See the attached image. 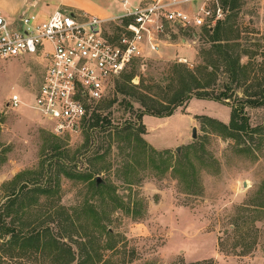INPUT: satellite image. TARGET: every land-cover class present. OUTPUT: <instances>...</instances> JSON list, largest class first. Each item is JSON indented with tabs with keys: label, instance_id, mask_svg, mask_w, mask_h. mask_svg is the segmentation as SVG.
Wrapping results in <instances>:
<instances>
[{
	"label": "rangeland",
	"instance_id": "374dc122",
	"mask_svg": "<svg viewBox=\"0 0 264 264\" xmlns=\"http://www.w3.org/2000/svg\"><path fill=\"white\" fill-rule=\"evenodd\" d=\"M67 1H74L62 5L69 11L83 12L95 2L113 15L124 3ZM44 3L45 9L28 12L43 19L58 1ZM225 9L222 37L240 57L243 76L232 84L219 68L214 87L230 99L193 98L172 118L152 117L147 125L137 119L142 107L136 97L161 102L169 97L174 65H203L202 52L211 46L207 29L170 31L158 53L133 63L113 83L97 110L100 126L88 128L89 118L71 135L53 134L33 107L40 60L0 62V211L20 193L5 223L16 232L24 226V232L62 238L75 254L71 264L85 254L91 258L85 264H264V0H238L237 8ZM126 76H133L130 84ZM12 95L22 102L18 108L8 106ZM246 98L261 105L245 108L248 129L236 140L208 122L211 115L223 123L226 109ZM2 241L0 264H65L49 245L25 254L3 248Z\"/></svg>",
	"mask_w": 264,
	"mask_h": 264
},
{
	"label": "built area",
	"instance_id": "2783aa9c",
	"mask_svg": "<svg viewBox=\"0 0 264 264\" xmlns=\"http://www.w3.org/2000/svg\"><path fill=\"white\" fill-rule=\"evenodd\" d=\"M122 13L100 18L56 8L39 19L21 12L6 17L0 8V62L36 58L43 76L34 109L55 135L82 130L113 83L137 61L158 53L173 29L212 31L225 19L222 0H123ZM22 105L17 95L11 109Z\"/></svg>",
	"mask_w": 264,
	"mask_h": 264
},
{
	"label": "trees",
	"instance_id": "16d2710c",
	"mask_svg": "<svg viewBox=\"0 0 264 264\" xmlns=\"http://www.w3.org/2000/svg\"><path fill=\"white\" fill-rule=\"evenodd\" d=\"M222 4L225 8L229 7L230 10H233L238 7V0H222ZM222 24L223 21L218 23L211 32L204 31L210 36L211 46L207 51L202 52L204 56L203 65H198L194 70L177 64L173 66V77L170 79V83L167 87V92L170 93L169 97L161 102L151 101L150 104L144 101V99L147 98L145 95L139 94L138 97H136L138 100L137 102H139L142 107V111H139L137 114L138 120H141L144 115L157 118L169 117L177 108L184 106L193 98L217 103H225L226 100L230 99V96L227 94V90L218 93L214 87L217 70L221 68L223 72L227 74L232 84L239 83L240 80H242L243 75L241 72L242 66L240 64V57L235 55L231 45H228L230 39H223L222 37V33H225V29L222 31ZM132 77L133 76H126L125 81L130 84V82H132ZM138 86L139 85H136V87ZM117 91L121 93L123 92V88L118 85ZM134 94L136 95L138 93L134 92ZM134 94L132 95L133 98H135ZM103 102L104 101L101 103ZM100 104H98V106ZM110 104L111 103H109L108 106ZM103 105L104 103L99 107L96 106L93 110L89 119L91 122L89 123L88 128L100 126L99 123L102 122L103 117L97 113V110H101ZM260 105V101L246 98V101L240 100L238 106L236 107L229 106L230 115L228 124L220 123L211 118H207V120L208 122L219 126L225 137L236 140L239 133L245 132L248 129V117L245 114V108L248 106L258 107ZM101 127H103V125H101ZM140 141L146 145L142 139H140ZM152 151L157 153L154 149H152ZM65 174L68 179L75 178L69 173ZM81 178L88 180L90 177L86 176ZM38 190L39 191L34 192L42 195H46L48 193L47 190ZM19 196L20 193L11 194L0 211V240H4L2 241L1 246L11 251L17 249L25 254H35L40 252L44 246L49 245L53 247L54 254L56 253L58 258H60L65 264H71L75 260V254L72 248L66 246L64 243H61L62 238L57 239L51 237L45 231L40 229H33L29 232H24L22 230L24 228L22 224H20L22 226L20 227V231L16 232L5 223L4 219L9 217L13 212L12 208ZM107 234L111 235V233ZM6 237H8L7 240H5ZM81 245L83 248L85 247V244ZM82 260L83 261L79 260L77 264H85L86 261L91 260V258L85 254Z\"/></svg>",
	"mask_w": 264,
	"mask_h": 264
},
{
	"label": "crops",
	"instance_id": "0c3cea01",
	"mask_svg": "<svg viewBox=\"0 0 264 264\" xmlns=\"http://www.w3.org/2000/svg\"><path fill=\"white\" fill-rule=\"evenodd\" d=\"M54 1H56V2L58 1V3H56V6H54L55 7L54 9H56V8L65 9V7L62 6L65 3V1L71 5H73L72 2H74V1H67V0H54ZM108 4H109L108 6H111L112 3H108ZM46 7H47V5L44 3V0H0V8L4 12V15L6 17H14L21 12H24V11L28 12L29 10H32V9L34 10L33 12H35V10L36 11L37 10H43ZM70 11H72V10H70ZM84 12L91 14V15H95V16L100 17V18H107V17L113 15V12L111 13L107 6H104L103 4L95 3V2L93 4L92 3L88 4L87 7H84L82 13H84ZM48 15H49V12L46 13V16H48ZM114 15H116V14H114ZM225 112H226V113H224L225 117L222 120L223 123L229 122L230 111H228L226 109ZM209 116L211 118H215V117H212L211 115H209ZM172 117H173V115L169 116L165 119H170ZM150 118H152V116L144 115L142 117L143 124L147 125V123H148L147 120H150ZM146 131H147V127H146ZM147 133H148V131H147Z\"/></svg>",
	"mask_w": 264,
	"mask_h": 264
},
{
	"label": "water",
	"instance_id": "95a60500",
	"mask_svg": "<svg viewBox=\"0 0 264 264\" xmlns=\"http://www.w3.org/2000/svg\"><path fill=\"white\" fill-rule=\"evenodd\" d=\"M191 137H192V139L196 138V129L195 128H193L191 131ZM176 150H177V152H179V148H177ZM98 183H100L99 178L96 179V184H98Z\"/></svg>",
	"mask_w": 264,
	"mask_h": 264
}]
</instances>
